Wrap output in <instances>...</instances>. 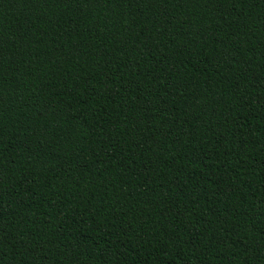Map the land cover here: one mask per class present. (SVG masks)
<instances>
[{"label": "trees", "instance_id": "1", "mask_svg": "<svg viewBox=\"0 0 264 264\" xmlns=\"http://www.w3.org/2000/svg\"><path fill=\"white\" fill-rule=\"evenodd\" d=\"M0 264H264V0H0Z\"/></svg>", "mask_w": 264, "mask_h": 264}]
</instances>
